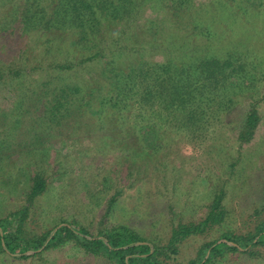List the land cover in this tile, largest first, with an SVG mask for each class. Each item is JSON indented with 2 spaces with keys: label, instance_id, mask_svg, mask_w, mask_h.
Returning <instances> with one entry per match:
<instances>
[{
  "label": "rangeland",
  "instance_id": "obj_1",
  "mask_svg": "<svg viewBox=\"0 0 264 264\" xmlns=\"http://www.w3.org/2000/svg\"><path fill=\"white\" fill-rule=\"evenodd\" d=\"M29 1L0 0V219L30 204L40 177L45 189L29 205L27 238L68 224L89 238L125 227L164 250L159 259L166 264H200L206 244L225 234H255L264 222V0H111L121 11L106 14L104 30L116 33L136 21L125 39L136 53L118 68L175 56L179 66L208 58L233 65L221 90L203 91L209 125L199 131L149 123L141 132L129 119L131 103L120 110L101 101L115 94V83L102 75L104 63L69 73L55 69L65 58L80 63L92 47L66 23L68 0H40L31 9ZM130 3L133 8H124ZM93 79L106 85L90 102L86 85ZM69 83L82 92L72 96V107L65 103L49 117L58 87ZM253 108L259 121L244 139ZM220 193L224 221L187 237L176 252L167 248L173 230L205 219ZM211 257L208 264H264V244ZM0 264L117 263L70 239L45 244L27 260L0 253Z\"/></svg>",
  "mask_w": 264,
  "mask_h": 264
},
{
  "label": "trees",
  "instance_id": "obj_2",
  "mask_svg": "<svg viewBox=\"0 0 264 264\" xmlns=\"http://www.w3.org/2000/svg\"><path fill=\"white\" fill-rule=\"evenodd\" d=\"M29 3V9H31L32 5H39L40 0H30ZM112 6L111 0H68L66 4L67 14H65L66 23H70L72 27L81 32L82 45L92 42V47L89 50L90 52L82 57L80 63L76 64L65 58L66 60L56 65L55 69L61 73H69L73 72L75 67L81 71L104 63L102 75L107 73L112 84L115 83L113 88L115 94L107 93V96L100 98L102 95L100 92L103 91L106 84L104 81L99 83L93 79L92 81H95L94 85L90 84L91 82L86 85L90 89V92H88L91 96L90 102L98 101V98H100L101 101L113 102V107L120 110L125 109L131 103L134 109L130 111L129 119L135 120L133 124L139 127V132H141L140 128L142 126H149V123L152 126L177 124L180 127L185 126L187 130L194 127L195 130L199 131L202 130L205 124L209 125L208 121L212 116L207 115L202 110L203 101H201V98H203V91L207 88L213 91L221 90V85L234 72V70L228 72V68L231 69L233 66L232 63L208 58L197 63L192 62L186 67L177 65V56H175L161 64H139L128 69L118 68L117 66L122 64V58L125 55L128 57L136 53L130 48L132 45L125 43L126 35L135 26L136 21L130 25L126 23L116 33H109L104 30V23L109 17L106 14H110L111 9L112 11H121L119 6L111 8ZM127 6L133 8L131 3L124 6V8ZM122 23L118 22L117 26H121ZM36 24L39 25V22ZM46 25L45 27H50L51 22ZM90 37H97L99 40L98 42L93 41ZM173 45L174 48L177 43ZM175 54L177 55V53ZM58 89L59 97L48 109L50 111L49 117L57 116L65 103L66 106L70 105L72 107L74 102L72 96L82 92V86L72 83L66 84V87L60 86ZM207 92L209 93V91ZM197 93L199 95H195ZM208 93L205 94L206 98L209 96ZM70 98L72 101H70ZM197 98H200V100ZM109 104L111 105V103ZM66 106L64 109L69 110ZM145 107L149 109L146 112L143 111ZM258 121L259 116L253 108L247 115L242 138H251ZM44 189L45 180L37 177L29 195L31 205L33 199L41 195ZM223 199V193L215 197L211 210L205 219L196 224L180 225L177 229H174L167 248L172 247L173 252H176L178 244L187 237L203 234L221 224L226 214L222 207ZM29 205L0 219V253L8 254L16 259L27 260L33 252L39 251L45 244L46 248H49L51 245L58 246L64 241L73 239L84 247L87 252L104 256L112 263L166 264L159 259L164 250L142 239L135 232L125 227L105 231L103 236L99 238H89L88 235L84 236L86 231L83 228L68 224L57 226L41 237L27 238L24 235V223L29 215ZM256 230L255 234L248 237L225 234L219 240L206 244L201 249L202 254H205V256L201 257L200 264H208L212 254L222 253L223 249L230 251L243 249L247 251L251 244H264V222L258 224ZM207 255L208 257H206Z\"/></svg>",
  "mask_w": 264,
  "mask_h": 264
}]
</instances>
